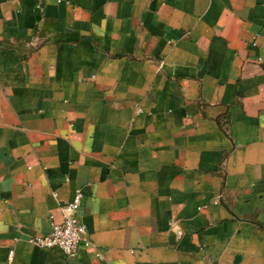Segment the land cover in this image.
Wrapping results in <instances>:
<instances>
[{
  "label": "crops",
  "instance_id": "crops-1",
  "mask_svg": "<svg viewBox=\"0 0 264 264\" xmlns=\"http://www.w3.org/2000/svg\"><path fill=\"white\" fill-rule=\"evenodd\" d=\"M77 188L92 245L29 242ZM10 251L264 264V0H0V264Z\"/></svg>",
  "mask_w": 264,
  "mask_h": 264
},
{
  "label": "built area",
  "instance_id": "built-area-1",
  "mask_svg": "<svg viewBox=\"0 0 264 264\" xmlns=\"http://www.w3.org/2000/svg\"><path fill=\"white\" fill-rule=\"evenodd\" d=\"M83 192L77 188L73 198L62 207V219L52 223L50 231L28 237V241L42 248H58L63 254L74 253L80 243L86 246L92 243L83 236L86 227L79 221V209L83 200ZM99 257L100 253H96ZM13 251L9 252L8 264L11 262Z\"/></svg>",
  "mask_w": 264,
  "mask_h": 264
}]
</instances>
